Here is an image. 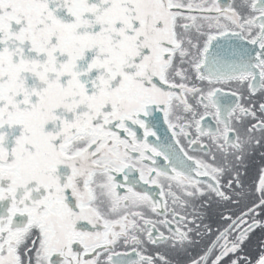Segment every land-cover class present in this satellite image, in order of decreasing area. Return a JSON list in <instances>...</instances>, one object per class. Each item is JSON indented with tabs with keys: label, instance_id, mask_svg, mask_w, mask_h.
<instances>
[{
	"label": "snow or ice",
	"instance_id": "obj_1",
	"mask_svg": "<svg viewBox=\"0 0 264 264\" xmlns=\"http://www.w3.org/2000/svg\"><path fill=\"white\" fill-rule=\"evenodd\" d=\"M0 264H264V0H0Z\"/></svg>",
	"mask_w": 264,
	"mask_h": 264
}]
</instances>
